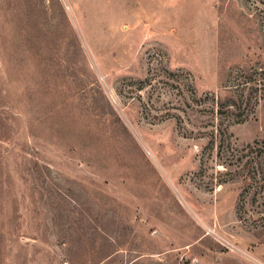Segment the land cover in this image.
<instances>
[{
    "label": "rangeland",
    "instance_id": "374dc122",
    "mask_svg": "<svg viewBox=\"0 0 264 264\" xmlns=\"http://www.w3.org/2000/svg\"><path fill=\"white\" fill-rule=\"evenodd\" d=\"M256 62L264 0H0V264H264L192 98Z\"/></svg>",
    "mask_w": 264,
    "mask_h": 264
},
{
    "label": "trees",
    "instance_id": "16d2710c",
    "mask_svg": "<svg viewBox=\"0 0 264 264\" xmlns=\"http://www.w3.org/2000/svg\"><path fill=\"white\" fill-rule=\"evenodd\" d=\"M232 81L223 86L226 95H207L205 99H198L192 91L193 102L196 107L208 103V109L199 113H211L217 121L211 132L212 139L218 138V157L231 177L243 176L250 183L240 195L238 205L239 217L248 214V196L264 197V138L254 142L237 146L233 143L229 129L232 125L242 124L255 118L259 109H264V63L256 62L243 66L236 71ZM216 142L211 141L214 145ZM252 200V204L254 201ZM258 214L264 220V203L258 206ZM255 222V220L253 221ZM264 227V223L262 224Z\"/></svg>",
    "mask_w": 264,
    "mask_h": 264
}]
</instances>
